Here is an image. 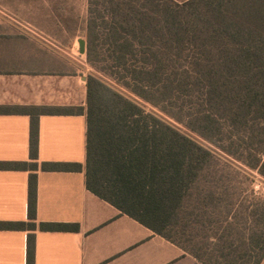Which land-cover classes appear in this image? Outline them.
<instances>
[{
	"label": "trees",
	"instance_id": "16d2710c",
	"mask_svg": "<svg viewBox=\"0 0 264 264\" xmlns=\"http://www.w3.org/2000/svg\"><path fill=\"white\" fill-rule=\"evenodd\" d=\"M88 4L85 56L100 76L85 78L86 189L202 264H264V198L235 170L264 179V0ZM79 110L0 107L30 118V162H0L29 171L27 221L0 230L36 229L38 116Z\"/></svg>",
	"mask_w": 264,
	"mask_h": 264
},
{
	"label": "crops",
	"instance_id": "0c3cea01",
	"mask_svg": "<svg viewBox=\"0 0 264 264\" xmlns=\"http://www.w3.org/2000/svg\"><path fill=\"white\" fill-rule=\"evenodd\" d=\"M15 34H20L15 26L0 24V107L81 110L38 116L36 229L0 230V264H26L28 234L34 236L33 264H202L86 189V77L23 67L36 55L29 45H15ZM17 37V43L25 40ZM29 123L28 115L0 113V162H30ZM43 162L76 163L81 169L43 171ZM28 176L29 171L0 169V221H27ZM39 223L77 224L78 229L41 231Z\"/></svg>",
	"mask_w": 264,
	"mask_h": 264
},
{
	"label": "rangeland",
	"instance_id": "374dc122",
	"mask_svg": "<svg viewBox=\"0 0 264 264\" xmlns=\"http://www.w3.org/2000/svg\"><path fill=\"white\" fill-rule=\"evenodd\" d=\"M88 5V0H0V24L18 28L20 34L11 36L15 45H29L28 50L36 55L34 63L29 60L23 67L100 76L85 56ZM17 36L25 40L17 43ZM79 40L83 42V54L79 53ZM235 170L252 192L264 198L263 178L240 166Z\"/></svg>",
	"mask_w": 264,
	"mask_h": 264
},
{
	"label": "water",
	"instance_id": "95a60500",
	"mask_svg": "<svg viewBox=\"0 0 264 264\" xmlns=\"http://www.w3.org/2000/svg\"><path fill=\"white\" fill-rule=\"evenodd\" d=\"M79 53L80 54L84 53L83 42L81 40H79Z\"/></svg>",
	"mask_w": 264,
	"mask_h": 264
}]
</instances>
